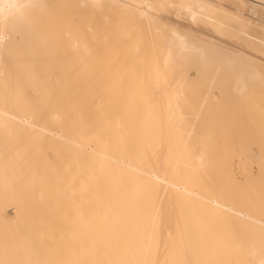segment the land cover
I'll return each instance as SVG.
<instances>
[{
    "label": "bare ground",
    "instance_id": "bare-ground-1",
    "mask_svg": "<svg viewBox=\"0 0 264 264\" xmlns=\"http://www.w3.org/2000/svg\"><path fill=\"white\" fill-rule=\"evenodd\" d=\"M3 2L25 7L0 18V264H264V131L250 162L216 154L198 119L214 79L243 90L264 62L161 18L173 9L260 56L264 0H246L256 22L202 0ZM25 145L27 172L10 155Z\"/></svg>",
    "mask_w": 264,
    "mask_h": 264
},
{
    "label": "rangeland",
    "instance_id": "rangeland-1",
    "mask_svg": "<svg viewBox=\"0 0 264 264\" xmlns=\"http://www.w3.org/2000/svg\"><path fill=\"white\" fill-rule=\"evenodd\" d=\"M149 1L153 2L154 0H149ZM202 1L210 3V4L215 3L214 5L219 4L217 6L220 7V9L224 10L227 13V15H229V17L241 16L244 19H248L252 22L257 21V18L254 17V18H256V19H254L253 16L250 15V13L248 12L247 8H249V4L246 2V0H243L246 3V7L244 9H239L235 4H233L229 0H202ZM261 11L264 12V10H261ZM161 16H162L161 18H163L165 20V22L171 26L177 27L178 29H181V30H184L188 33H191L192 35L197 36L199 38L202 37V39L204 38L203 40H205V38H206V40L209 39V41L212 40L218 44H223L225 47H227L229 49L231 48L233 50H240V49L243 51L245 50L246 52L245 51L244 52L248 53L249 56L255 57L256 59H259L260 61L264 62V51H263V54H261L260 56L257 54L249 53L250 50L244 49V47L242 45H239L240 43L237 44L236 43L237 41L235 38L226 39V38L220 37L219 35H217L215 33V31L211 27L207 26L205 24V22H196L195 24H191L188 22L186 23V21L182 18V16L176 17V14H175L173 9H170L166 14H162ZM246 16H247V18H246ZM15 37L18 40V36L16 35ZM235 46H237V47H235ZM187 73H188L190 78H192L194 76L193 72L191 70H189ZM230 75L231 74L228 73L227 75H225L226 78L214 79V81L218 84L213 85L212 87H210L208 89V92L211 93L210 94V103L211 102L212 103L210 104L208 102L210 105H208V107H206V108L203 106L204 107L203 111L200 112L201 114L200 113L198 114L199 115L198 119L201 118L203 120L201 123H205V127H200V128L201 129L203 128L204 131H207L205 139L207 140V138H208V141H211V143H212L211 148L212 149H213V147L215 148V149H213V151H216V154L219 155V154H232L233 153L234 155H241L246 160L253 162L254 158L256 156H258V154H259L258 148L256 146V142L262 138L260 132L264 131V76H262V78H259V79H244V81L247 82V85H246L245 89L241 90L240 87H238L237 89L233 88V86L231 85V82H233V79L229 78ZM227 76H228V78H227ZM207 80L203 82L200 79L199 80L197 79L194 81L195 84L193 87L196 86V83H197V87H199V84H201V83L207 84ZM67 82L69 84H71L70 81H67ZM203 84H202V86H203ZM79 87H80V90L83 89L82 84H80ZM203 88L204 87H201L199 89L200 94H196V95L191 96L189 98L191 107L193 109L192 112L196 111V109L199 108V106H200L199 101L202 102V100H203L202 99L203 97L201 94L203 91ZM221 93H222V95H221ZM202 115H203V117H202ZM211 125H213V126H211ZM224 125H227V126L224 127ZM201 133L198 132L197 136L195 134L193 136V138H190L191 141L190 140L189 141L194 142L195 140L202 138L203 136L200 135ZM16 141L18 143H16ZM20 142H22V141H20L19 139L15 140L14 148H16L15 146H17L18 144L20 146L26 144L25 142H23L21 145ZM243 142H246V143H243ZM27 145H29V144H27ZM20 146H17V147H20ZM22 147H24V146H22ZM216 147H217V149H216ZM30 149L31 148L29 146H26V148H24L23 149L24 151L22 152L23 154L25 151H26L25 153L28 152L27 153L28 154V156H27L28 163L26 162L27 158L24 157V155L22 157V155L20 154L21 152L19 154H17L18 148L15 150H12V152L10 153V155L12 156V153L15 152L14 153L15 157H14V155L12 156L13 162H16V160L19 159L17 161L18 163L16 162L15 167L18 166L19 162H20V164L25 165V169H26L25 172H27V168L31 169L33 167V165L35 164V160L33 159L34 158L33 149H31V151L29 152ZM27 154H25V156ZM44 154L45 155L47 154L46 157L49 160H52V153L50 150L44 151ZM19 155H20V157H19ZM16 156H18V158ZM242 157L241 158L238 156L234 157L232 159V165L235 168L237 165L241 166L242 172H244L245 175L250 176L256 170V167L253 163L247 164V162ZM30 158L32 160H30ZM4 159H5V161H4ZM3 162H5V163L8 162L6 157L1 160V163H3ZM2 165H4V164H2ZM46 168L48 169V167H46ZM253 168H255V169H253ZM47 169H46V175H50V174H48ZM252 170H253V172L249 173ZM10 172H12L14 174H10ZM10 172L7 173L8 175L7 174H5V175H7V177L8 176L14 177L13 178L14 180L21 177V176H19V174H17L16 171H14V172L10 171ZM15 172L17 175L15 174ZM13 175H15V176H13ZM0 176H1L0 177L1 180L3 179V177L5 179V176H2V175H0ZM235 178L240 179L237 176V174L235 175ZM20 179L21 178H19V180ZM38 206H36L34 208L36 210V211L34 210L35 211L34 214H36V212H38L40 210V212L42 213V215H40L41 217L43 216L44 213H47L48 211H49L47 213L48 215L50 214L51 211H52V215H53L54 208L52 206H49V205L42 206V207L39 206V207H41L39 209H38ZM15 208L16 207H12V206H9L6 208L7 218H11ZM45 208H47V209H45ZM51 208H52V210H51ZM19 209L21 210L20 212H21V217H22V215L24 213L25 214L27 213L28 208L25 207V208H19ZM37 209H38V211H37ZM41 213L38 212V215ZM47 214H45V217L47 216ZM38 215H37V217H39ZM50 216H51V214H50ZM24 217H27V216H24ZM53 217H55V216H53ZM44 218L42 220H44ZM49 218H52V216ZM24 219H26V218H24ZM47 219H48V217H47ZM55 220H58V216H57V218L55 217ZM38 225H39L38 228H41V227H43L44 224L42 222L41 223L42 226H40V223ZM38 225L36 224V227ZM56 226H55V228L58 227V226L57 227ZM50 234L54 235L55 233L51 232Z\"/></svg>",
    "mask_w": 264,
    "mask_h": 264
},
{
    "label": "snow or ice",
    "instance_id": "snow-or-ice-1",
    "mask_svg": "<svg viewBox=\"0 0 264 264\" xmlns=\"http://www.w3.org/2000/svg\"><path fill=\"white\" fill-rule=\"evenodd\" d=\"M23 7H25V5H20L15 2L5 4L3 0H0V18L7 19V16H4L5 10H7L11 15L13 10L19 12V10Z\"/></svg>",
    "mask_w": 264,
    "mask_h": 264
}]
</instances>
